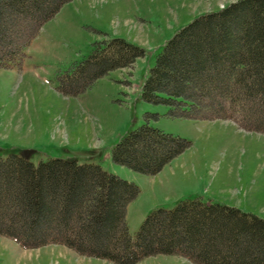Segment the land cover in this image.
Wrapping results in <instances>:
<instances>
[{"label":"trees","instance_id":"obj_1","mask_svg":"<svg viewBox=\"0 0 264 264\" xmlns=\"http://www.w3.org/2000/svg\"><path fill=\"white\" fill-rule=\"evenodd\" d=\"M69 1L0 0V68L20 64L43 25ZM144 56L141 46L123 38L95 43L89 57L60 73L59 89L82 94ZM142 96L169 106L172 117L232 120L264 133V0H236L178 31L158 55ZM190 146L147 122L118 143L112 157L154 175ZM139 192L99 164L53 158L36 165L11 154L0 158V235L26 249L61 244L115 264L159 254L194 264H264V219L200 199L153 211L134 240L126 215Z\"/></svg>","mask_w":264,"mask_h":264},{"label":"rangeland","instance_id":"obj_2","mask_svg":"<svg viewBox=\"0 0 264 264\" xmlns=\"http://www.w3.org/2000/svg\"><path fill=\"white\" fill-rule=\"evenodd\" d=\"M236 0H72L46 22L24 60L0 68V158L26 155L39 165L53 158L99 164L135 183L127 222L136 240L155 210L187 199L237 207L264 219V133L232 120L177 118L169 106L146 102L142 87L174 35L203 13ZM20 27V32L25 27ZM123 38L145 56L111 71L86 92L66 95L59 75L89 57L95 43ZM191 142L157 174L113 160V149L145 123ZM0 264H115L61 244L26 249L0 235ZM137 264H194L178 255H154Z\"/></svg>","mask_w":264,"mask_h":264},{"label":"crops","instance_id":"obj_3","mask_svg":"<svg viewBox=\"0 0 264 264\" xmlns=\"http://www.w3.org/2000/svg\"><path fill=\"white\" fill-rule=\"evenodd\" d=\"M207 13V12H206ZM203 14H205V13H203Z\"/></svg>","mask_w":264,"mask_h":264}]
</instances>
